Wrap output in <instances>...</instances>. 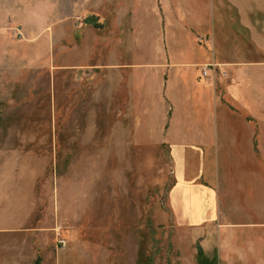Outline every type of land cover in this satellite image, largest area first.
Instances as JSON below:
<instances>
[{
	"label": "rangeland",
	"instance_id": "rangeland-1",
	"mask_svg": "<svg viewBox=\"0 0 264 264\" xmlns=\"http://www.w3.org/2000/svg\"><path fill=\"white\" fill-rule=\"evenodd\" d=\"M186 1L0 0V264H264V6Z\"/></svg>",
	"mask_w": 264,
	"mask_h": 264
},
{
	"label": "crops",
	"instance_id": "crops-1",
	"mask_svg": "<svg viewBox=\"0 0 264 264\" xmlns=\"http://www.w3.org/2000/svg\"><path fill=\"white\" fill-rule=\"evenodd\" d=\"M200 1L201 0H192L191 2L186 1L185 4L183 5V8L180 9V13L174 15V17H179L181 20L179 21L177 18H175V21L176 22H189V23H192L194 18L200 17L201 18L200 22H205V21L213 19L215 22L218 23V0H205L204 1L205 4L203 5L202 10L200 9L201 7L199 6L200 5L199 4ZM226 1H227V3H229V4H231L232 6H235V7H241V6H243V7H256V8L260 7L262 9L263 6H264V0H226ZM197 2L199 4L198 5L199 8L196 5ZM186 4H188L190 7H193V8H187ZM248 12L251 13V10H248ZM168 18H170V16ZM198 22H199V20H198ZM247 22H251V20L246 18L245 20L242 21V23H247ZM247 31L251 32V30H250V28L248 26H247ZM184 40H185V45L188 46L187 49L185 50V52H183V56H185V60L180 61V63H178L177 61H170V64L166 63V65L159 64L158 61L157 62H152V63H155L154 66L155 67H158V66L165 67L166 66V69L170 68V69H173V70H176V69H180V70L181 69H193V68H195L197 70L198 67L201 66V65L205 66V65H213L214 64L216 67L218 66V61L216 63H214L216 60H218V46H217L215 41H214V44H213L214 54H212L214 56V59L211 60L213 62V63H211V61H209L208 57L206 56V54H207L206 50H199L198 48H196L193 45L192 39L190 37H188L187 35H185V39ZM190 45H191V48H190ZM189 48H190V50H188ZM190 51L192 53L197 51L198 54H200L201 56H204L203 59L198 61V63H195L194 61H191V59L188 60V58H189L188 56L191 55ZM152 67H153V64H152ZM197 73H196V75H194L195 77H198ZM168 116H169V114H168ZM190 143H192V141ZM190 143L187 142L185 144V146L189 145ZM172 145H174V144L172 143ZM183 149H187V148L185 147ZM6 179H7V182H8L9 178H6ZM6 179L0 180V182H5ZM2 186L3 185H0V187H2ZM1 189L2 190H0V193H2V194L0 195V198L6 197L8 192H5L4 187H2ZM18 194H19V196H22L24 199L27 200V202H24V203L20 204V205L23 206L25 203H27L24 206L25 212L27 214L28 210L26 211V208H29L28 196H27V194L26 195H24L22 193H18ZM190 194L191 193H189V196H191ZM198 197L202 200V197H201L200 194H198ZM193 214L197 215L198 212L196 210H193ZM19 228H21V227H19ZM19 228L15 227L12 230L13 231L19 230ZM263 228H264V226H263ZM14 243L11 244V245L14 246ZM17 247H19V245H16V248ZM15 251L16 250H13V252H11L12 255L10 254V257L6 259L5 262L7 264H19L18 259L16 257H14V256H17L15 254ZM205 257L208 260H211L207 256H205ZM225 258H226L225 255L221 256L220 255V251L218 250V264H224V262L227 264ZM7 260H8V262H7ZM195 260L197 262V256H195ZM240 261H241L240 259L234 258V260L230 264H238V263H240Z\"/></svg>",
	"mask_w": 264,
	"mask_h": 264
},
{
	"label": "trees",
	"instance_id": "trees-1",
	"mask_svg": "<svg viewBox=\"0 0 264 264\" xmlns=\"http://www.w3.org/2000/svg\"><path fill=\"white\" fill-rule=\"evenodd\" d=\"M94 19L91 18L90 22H88V20H86L87 21L86 23L92 25L93 28L101 29L103 27V25L102 24H98L96 18H94ZM208 261L209 260L205 256H202L201 253L197 254V264H209ZM39 262H40V260L37 259L36 260V264H40Z\"/></svg>",
	"mask_w": 264,
	"mask_h": 264
},
{
	"label": "built area",
	"instance_id": "built-area-1",
	"mask_svg": "<svg viewBox=\"0 0 264 264\" xmlns=\"http://www.w3.org/2000/svg\"><path fill=\"white\" fill-rule=\"evenodd\" d=\"M210 66H212V67H216L214 64H213V65H210ZM202 69H203V73H204V75H207V73H208V72H207V70H208V65L203 66ZM58 245H59L60 247L64 248V247L66 246V243H65V241H59V242H58Z\"/></svg>",
	"mask_w": 264,
	"mask_h": 264
}]
</instances>
